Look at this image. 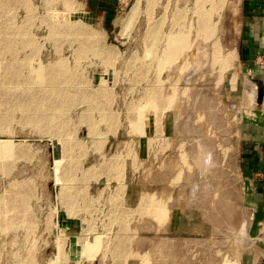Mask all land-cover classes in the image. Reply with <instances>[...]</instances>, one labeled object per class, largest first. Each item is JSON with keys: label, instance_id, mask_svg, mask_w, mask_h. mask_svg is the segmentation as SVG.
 Instances as JSON below:
<instances>
[{"label": "rangeland", "instance_id": "rangeland-1", "mask_svg": "<svg viewBox=\"0 0 264 264\" xmlns=\"http://www.w3.org/2000/svg\"><path fill=\"white\" fill-rule=\"evenodd\" d=\"M48 1L0 0V264H241L264 239L246 244L210 220L215 189L243 190L244 123L256 106L236 48L237 0H114L110 12L71 0L70 20L64 0ZM198 1L212 13L208 37L198 36ZM176 10L195 44L175 62L164 49L169 29L180 30ZM54 67L69 78L50 90ZM199 88L212 90V109L194 104ZM156 93L165 103L149 134L135 116ZM172 108L170 133L162 122ZM184 121L194 132H179ZM199 141L214 148L215 176L197 173ZM195 183L205 189L196 196ZM248 199L242 209L259 216ZM153 201L169 206L166 218L148 212Z\"/></svg>", "mask_w": 264, "mask_h": 264}, {"label": "bare ground", "instance_id": "bare-ground-1", "mask_svg": "<svg viewBox=\"0 0 264 264\" xmlns=\"http://www.w3.org/2000/svg\"><path fill=\"white\" fill-rule=\"evenodd\" d=\"M48 1V0H47ZM49 2V1H48ZM65 4H66V8L64 7L65 10H67V16L66 19L67 20H70L72 16V14L74 15V5L73 3L71 2V0H64ZM187 2V1H186ZM199 2V1H198ZM63 3V2H62ZM64 4V3H63ZM64 6V5H63ZM80 9V8H79ZM78 10H76L77 12ZM134 11H136V9H134ZM166 11V10H165ZM167 13V12H166ZM195 13L198 15V19H199V22H198V25L199 28L197 29L198 31V36L199 37H208V35H211V33H213L215 31V29L213 28V24L211 22V16H212V13L210 11L207 10V8L203 7V4L202 2H199L197 7L195 8ZM66 14V13H65ZM176 20L173 22V24L171 26H174L175 28H179L180 30L178 31H173L172 29H169L170 31L167 33V36H166V46H165V49H164V55L166 57V59L168 61H175V60H184V59H189L190 57H192L191 55H193L191 52H190V49L191 47L193 46L192 44H195L193 42V40H191V31H192V26H186V24L183 22V19L185 18V15H186V12L184 10H176V12L173 13ZM172 14V15H173ZM66 16V15H64ZM173 17V16H172ZM184 17V18H183ZM79 21H77L80 25H81V19L77 18ZM159 27H157L155 29V32L157 31H160V28L162 26H164V24H159L157 23ZM72 26H78V25H72ZM173 27V28H174ZM149 38V37H148ZM1 49V48H0ZM206 49V47H204L202 44L199 45L197 51H195V53L197 54V57L199 54H202V52H204ZM193 50V49H191ZM84 53H86V51L84 50ZM149 54H150V51H149ZM196 56V55H195ZM201 56V55H200ZM204 57V56H202ZM220 59V58H219ZM223 59V58H222ZM200 60V59H199ZM202 60V59H201ZM193 61V60H192ZM198 61V60H197ZM220 61V60H219ZM222 61V60H221ZM176 62V61H175ZM195 63H196V60H195ZM201 63V62H200ZM222 64V63H220ZM225 64V63H224ZM182 65V64H181ZM196 64H194L195 66ZM201 65V64H200ZM199 65V66H200ZM198 66V67H199ZM197 67V66H195ZM225 67V66H223ZM64 69V67H63ZM52 71H53V74L47 78V82L45 83V88H49L50 90L52 89H57L58 87V83H59V80L60 79H67L69 78V76H66L68 74V69H64V71H66V73L63 75V76H59V71H61L60 69L54 67L52 68ZM46 77V74H42V78ZM243 77V75H242ZM46 81V80H45ZM209 82V80H208ZM212 81H210V84H211ZM207 84V82H205ZM205 84V85H206ZM209 84V83H208ZM203 85V86H205ZM232 85V84H231ZM244 85V84H243ZM201 87H202V84H201ZM232 87V86H231ZM205 88H209V86L205 87ZM203 89V87H202ZM210 89V88H209ZM198 91L195 90V92L193 93L194 95V101L195 103L194 104H197L198 101L202 99L203 101V107L207 110V109H212L213 107V104H212V99H211V96L213 95H210L212 90L210 91V94H208V92L206 91H200V88L198 89ZM245 90V89H244ZM208 91V90H207ZM223 91V90H222ZM237 91V90H236ZM155 92V91H154ZM235 92V90H234ZM222 93V92H221ZM225 93V92H223ZM207 94V95H206ZM252 91H251V88H249V85L247 84V89H246V92H245V96H247V98L249 99V102L250 104H253V98H252ZM149 95H153V93H149ZM159 95V93H158ZM157 93L154 95L155 97V107L152 108L150 111H147L145 114H144V117H140L139 118V115L135 116L136 117V120L137 122L139 121H142L143 124H144V127H145V130L147 133L149 134H152L154 133V131L157 129V126H158V114L160 112H162L163 108L162 106L160 105H163V103H165V100L163 99V97H160V95L158 96ZM210 95V96H209ZM201 98V99H200ZM214 98V97H213ZM223 98V97H222ZM193 101V100H192ZM199 101V102H200ZM192 103V102H191ZM244 103V102H243ZM200 104V103H198ZM239 104V103H238ZM193 105V104H192ZM191 105V108L193 109H196V107H192ZM199 107V106H197ZM241 108V106H240ZM190 109V108H189ZM193 109H190L192 110L191 112H193L194 110ZM242 109V108H241ZM247 109V108H246ZM190 112V111H189ZM190 112V113H191ZM190 113H187V114H190ZM243 113H246V112H243ZM250 113V112H248ZM186 114V116H187ZM193 114V113H192ZM216 115V113H213V117ZM248 115V114H247ZM190 117V115H188L186 118ZM185 118V120H186ZM192 118V116H191ZM190 119V118H189ZM213 119V118H212ZM188 121V120H187ZM187 121H184L186 122V124H184V122L182 124H178V128L180 129V133H185L187 131L190 130V127L192 128V126L187 123ZM190 122V121H188ZM162 126L164 127L165 131L166 132H172L173 129H174V116H173V108L172 109H167V111H165V114H164V119H163V122H162ZM221 127V126H219ZM177 128V129H178ZM193 130L194 132V129H191ZM190 130V131H191ZM189 131V132H190ZM178 132V133H179ZM192 132V133H193ZM198 132V131H196ZM199 133V132H198ZM185 134H189L188 132L185 133ZM191 134V132H190ZM194 134V133H193ZM200 139V138H199ZM203 141V140H202ZM199 141V145L197 146L198 147V151L197 150H194L193 154H196V156H194L193 159H196V167H198L199 171L200 172H197V169H196V172L199 173L200 175H203L205 176L208 175V173H212V176L214 175V169L212 168L214 165H216V160H214V156L212 154L213 152V149H212V146L211 144H209L208 142L209 141H205V142H201ZM197 143V144H198ZM194 147V146H193ZM192 147V148H193ZM195 148V147H194ZM193 148V149H194ZM192 150V149H191ZM193 151V150H192ZM195 162V161H194ZM216 167V166H215ZM190 168V167H189ZM217 169V168H216ZM216 173H217V170H215ZM211 175V174H210ZM199 176V175H198ZM197 176V177H198ZM215 176V175H214ZM200 177V176H199ZM212 178V177H211ZM215 178V177H213ZM212 178V179H213ZM205 179V178H204ZM208 179V178H207ZM196 180H201V178H197ZM215 180V179H214ZM204 181V180H202ZM210 181V180H208ZM196 183H199L200 181H195ZM215 182V181H214ZM196 183H195V186L193 188V184H192V188L191 190H193L194 194L196 192H200V189L202 191L203 187H201L199 184H197L196 186ZM213 183V181L211 182ZM202 185H204L205 187V184L207 183H201ZM199 185V187H198ZM209 185V184H208ZM213 186V185H212ZM207 187V186H206ZM209 188V187H207ZM212 187L210 186V189ZM209 189V190H210ZM213 189V188H212ZM211 189V190H212ZM220 189V188H219ZM226 189V188H225ZM205 190V189H203ZM208 190V191H209ZM209 191V192H213V191ZM216 192L214 193V198H215V203H214V209L215 211L213 213H211V218L210 220L214 221L215 225H217L219 228L222 227V226H225L224 230L226 229L227 230V227L231 230H236L235 228H237V230L239 231V233L241 234V240L244 241L245 240V237H244V231L246 229H244L247 224H246V221H245V213H244V210L242 209V202L240 200L243 199L244 197V194H243V190L242 192L240 191L238 193V191H234L232 189H226L224 190V192L218 189H215ZM214 190V191H215ZM192 192V191H191ZM209 192L207 195H209ZM202 193V192H200ZM207 193V191L205 192ZM212 194V193H210ZM197 194H195L194 196H196ZM203 195V194H202ZM205 196V194L203 195ZM211 196V195H210ZM213 196V195H212ZM181 195L178 196V199L176 200L177 204H178V201L180 200L182 202V199H180ZM207 197V196H206ZM205 198V197H203ZM212 198V197H211ZM242 198V199H241ZM193 199V198H192ZM196 200V198H195ZM195 200L193 202H195ZM206 201V200H205ZM192 202V201H191ZM190 202V203H191ZM197 204V202H196ZM213 204V203H212ZM193 206H196L195 204H190L188 205V208H193ZM168 208L169 206L168 205H165L163 203H160V202H154L152 203L151 206H148L147 209H148V212L153 215L152 217H155L156 219H159V220H162L164 217L166 218L167 216V211H168ZM211 212V211H210ZM239 227V228H238ZM223 229V228H222ZM237 232V231H236ZM237 234V233H236ZM233 236H231L232 238ZM236 237V236H235ZM229 238V237H228ZM231 238H229L231 240ZM238 238V237H236ZM227 239V237H226ZM229 239H227L228 241H230ZM244 239V240H243ZM237 240V239H236ZM227 241V242H228ZM238 241V240H237ZM235 242V241H234ZM230 243V242H229ZM228 243V244H229ZM231 243H232V240H231ZM223 244V243H222ZM226 244V245H228ZM224 245V244H223ZM229 246V245H228ZM227 246V247H228ZM236 246V244H235ZM238 246V245H237ZM245 246V245H244ZM230 248V246L228 247ZM227 248V249H228ZM239 248H241L239 246ZM243 248V247H242ZM241 248V249H242ZM245 248V247H244ZM232 249V248H231ZM238 249V247H237ZM234 252V251H233ZM232 252V253H233ZM231 253V252H230ZM236 254V253H235ZM232 255V254H231ZM234 257V255H232ZM232 257V258H233ZM236 257V256H235ZM228 258V256L226 257ZM231 258V260H232ZM234 259V262L233 263H230V264H239V261L235 260ZM241 259V258H240ZM226 260H229V259H226ZM231 262V261H229ZM242 262V261H241ZM225 263V262H224ZM52 264H55V263H52ZM221 264V263H220ZM229 264V263H228Z\"/></svg>", "mask_w": 264, "mask_h": 264}, {"label": "crops", "instance_id": "crops-1", "mask_svg": "<svg viewBox=\"0 0 264 264\" xmlns=\"http://www.w3.org/2000/svg\"><path fill=\"white\" fill-rule=\"evenodd\" d=\"M97 8L111 11L114 0H93ZM239 16L238 26H241V37L236 45L240 61L251 82L253 104L249 121L244 123L242 152L243 174L245 180L240 183L244 198L250 196L251 205L258 214L253 215L250 208L245 213V221L249 226L258 220V230L253 226L252 234L245 237V243L251 244L255 236L264 239V231H259V225L264 224V0H237ZM249 200V199H248ZM254 210V209H253ZM252 214V215H251ZM251 216V217H250ZM250 217V218H249ZM254 243L252 250L243 259L241 264H264V243ZM248 246V245H247ZM246 246V247H247Z\"/></svg>", "mask_w": 264, "mask_h": 264}]
</instances>
